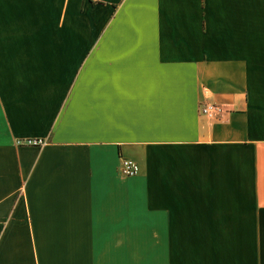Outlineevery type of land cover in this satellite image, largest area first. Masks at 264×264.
Segmentation results:
<instances>
[{"label": "crops", "instance_id": "0c3cea01", "mask_svg": "<svg viewBox=\"0 0 264 264\" xmlns=\"http://www.w3.org/2000/svg\"><path fill=\"white\" fill-rule=\"evenodd\" d=\"M0 264H264V0H0Z\"/></svg>", "mask_w": 264, "mask_h": 264}, {"label": "built area", "instance_id": "2783aa9c", "mask_svg": "<svg viewBox=\"0 0 264 264\" xmlns=\"http://www.w3.org/2000/svg\"><path fill=\"white\" fill-rule=\"evenodd\" d=\"M90 2H96L97 0H88ZM198 112L207 118H213L221 113V110L215 105H202L198 108ZM32 144H40L41 141H31ZM119 173L123 176H132L137 172V165L130 160L120 158L119 159Z\"/></svg>", "mask_w": 264, "mask_h": 264}]
</instances>
